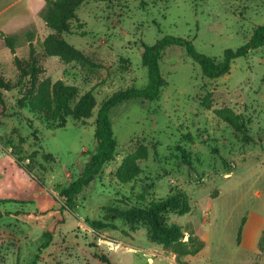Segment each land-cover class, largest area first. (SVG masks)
Masks as SVG:
<instances>
[{
  "label": "rangeland",
  "instance_id": "374dc122",
  "mask_svg": "<svg viewBox=\"0 0 264 264\" xmlns=\"http://www.w3.org/2000/svg\"><path fill=\"white\" fill-rule=\"evenodd\" d=\"M145 1L82 3L78 21L61 36L87 60H40L39 80L60 79L78 96L90 90L95 98L89 117L67 118L63 127H48L18 103L29 80L18 82L13 54L0 41V72L16 85L0 103V199L15 200L0 201V264H264V46L236 58L218 78L206 77L184 48H164L159 97L124 100L110 110L114 155L77 193L52 240L46 242L41 226L10 214L63 204L61 190L96 149L101 102L118 89L147 82L142 43L185 37L198 52L220 59L264 23V0ZM21 30L16 55L28 59L26 30L41 54L51 30L39 14ZM221 108L243 118V134L216 115ZM140 146L146 156L137 162L138 174L120 182L118 166ZM174 189L187 194L190 210L165 218L182 228L184 241L191 235L203 242L195 254L180 255L151 241L143 223L108 217L110 207L143 206ZM96 219L106 226L95 231L90 221Z\"/></svg>",
  "mask_w": 264,
  "mask_h": 264
},
{
  "label": "trees",
  "instance_id": "16d2710c",
  "mask_svg": "<svg viewBox=\"0 0 264 264\" xmlns=\"http://www.w3.org/2000/svg\"><path fill=\"white\" fill-rule=\"evenodd\" d=\"M87 1L90 0H46L39 16L51 33L42 40V53L38 54L31 41L32 31H24L29 41V56L26 60L18 57L15 51L22 30L14 33H0V41L13 54V63L19 73L18 82L26 78L29 80V89L19 98L18 103L25 104L30 112L39 115L48 127H63L67 118L85 119L91 115L96 105L90 90L78 96V91L73 85L66 84L60 79L54 82L39 80V75L43 72L40 60L44 56H59L64 61L83 62L87 60L80 50L61 36L64 32L71 30L73 21H78L76 12L82 3ZM145 3V0H140L141 5ZM168 46L184 48L187 55L198 63L206 77L218 78L229 72L236 58L244 57L251 50L264 46V23L253 30L252 35L243 45L235 49H225L220 59L198 52L192 41L185 37L164 35L153 44L142 43V64L147 69V82L141 87L130 86L118 89L101 102L95 119L96 149L78 177L61 190L63 204L43 210H16L10 213L17 220L41 226L47 243L52 240L65 222L68 211L75 206L74 199L77 193L95 174L101 171L103 164L114 155L116 138L111 128L110 110L124 100H156L159 97L165 85L159 69V59L164 48ZM15 86L0 72L1 104L4 103V92L12 90ZM215 113L235 131L244 133L243 118L239 114L229 108L217 109ZM145 156L146 150L142 146L126 155L115 172L116 178L120 182L133 179L139 172L138 160ZM0 201L15 200L4 198ZM109 209L113 213L108 217L123 218L131 225L143 223L147 226V235L151 241L160 243L180 255L195 254L203 246V242L196 236L190 235L188 240L184 241L182 228L175 223L167 222L165 218V214L169 212L184 214L190 210L189 198L181 189H174L164 198L153 200L143 206H131L125 209L110 207ZM105 224L98 219L90 221L95 231L104 228Z\"/></svg>",
  "mask_w": 264,
  "mask_h": 264
},
{
  "label": "crops",
  "instance_id": "0c3cea01",
  "mask_svg": "<svg viewBox=\"0 0 264 264\" xmlns=\"http://www.w3.org/2000/svg\"><path fill=\"white\" fill-rule=\"evenodd\" d=\"M46 0H0V33H14L30 24Z\"/></svg>",
  "mask_w": 264,
  "mask_h": 264
}]
</instances>
